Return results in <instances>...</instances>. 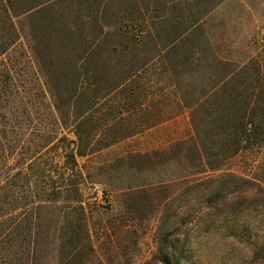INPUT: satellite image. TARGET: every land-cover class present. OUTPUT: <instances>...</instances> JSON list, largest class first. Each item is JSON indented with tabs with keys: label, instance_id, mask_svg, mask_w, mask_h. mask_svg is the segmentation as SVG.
<instances>
[{
	"label": "trees",
	"instance_id": "16d2710c",
	"mask_svg": "<svg viewBox=\"0 0 264 264\" xmlns=\"http://www.w3.org/2000/svg\"><path fill=\"white\" fill-rule=\"evenodd\" d=\"M68 1L0 0V63L25 36L28 25L31 49L40 68L50 79L54 97L51 125L40 129L33 155L27 154L29 156L21 161H30V167L37 165L36 174L42 180L48 179L44 166L64 167L75 178L74 182L69 183L68 179V183L60 185L57 180L51 187L49 183L51 191L48 192L49 187H42L47 197L33 201L38 203L36 209L39 211L57 206L58 201L68 204L67 211L60 206L63 211L60 210L58 215L51 210L44 212L52 224L62 218V243L57 264H86V258L94 252L80 193L79 185L84 175L78 158L143 132L185 107L190 111L195 136L186 141L180 150L189 164L187 167L193 174L199 175L193 184H187V201L193 198L198 203L199 216L226 228L238 223L241 211H264V185L258 181L226 170L207 175L209 171L221 170L228 158L264 145V69L260 59L243 63L216 57L208 64L216 63L222 73L213 69L207 71L208 82L205 87L200 86L194 76L198 70L194 71L191 63L200 61L201 57L194 56L195 49L205 38L194 36L196 23H182L180 36L171 39L165 32L167 28H170L168 31L173 30L172 24L162 27L164 37L152 36L149 41L157 52L154 55L142 50L146 44L145 34L138 40L112 43L105 50L109 41L108 30L116 26L122 30L121 23L118 26L110 20H102V16H106V0L94 1V17L82 22H72L71 16L78 13L79 20H83L86 17L84 8L74 9V3ZM209 1L217 5L222 0ZM211 8L203 9L202 16ZM138 12L141 15V9ZM86 27L95 33L90 36L83 33L81 30ZM39 30L41 33H38ZM148 31H151L150 27ZM125 34L128 35L124 33L123 36ZM186 41L189 43L186 44ZM118 62L120 68H116ZM155 65H161L158 69L162 68L172 78L178 77L175 79V91L180 92L181 100L155 103L162 104L161 107L152 104L159 95L146 94L145 86L159 85L162 86L160 90L165 91L164 71H155L151 80L147 79ZM10 70L11 67L8 68L9 75L12 74ZM65 76L72 80L71 84L61 82ZM191 95H196V99H192ZM64 130L72 137H68ZM2 139L0 134V264H40L39 254L34 248L38 245V233L34 228L38 221L40 226V213H27L23 218L17 212L11 222L6 216ZM53 149H62L64 162L61 165L58 157H53L48 163L45 153ZM62 186H68L66 190L73 192L72 197H60L62 191L58 190ZM167 188V184L158 187L160 193ZM157 200L161 202L162 211L155 258L160 264H182L185 246L178 250L182 232L176 226L186 210L178 212L173 208L172 200L171 203L163 198ZM15 202L18 203L17 199ZM234 227L232 232L237 230ZM231 235L238 237L234 233ZM238 239L245 243L250 237ZM250 250L248 264H264V231L251 243Z\"/></svg>",
	"mask_w": 264,
	"mask_h": 264
},
{
	"label": "rangeland",
	"instance_id": "374dc122",
	"mask_svg": "<svg viewBox=\"0 0 264 264\" xmlns=\"http://www.w3.org/2000/svg\"><path fill=\"white\" fill-rule=\"evenodd\" d=\"M94 1L96 0H69L68 3H74V9L83 7L86 16L79 20L78 13H75L71 16V21L91 20L94 17ZM104 5L107 10L102 20H110L118 26L121 23L122 29L116 26L108 30L109 41L105 50L112 43L138 40L145 34L143 38L146 44L142 50L154 55L157 52L149 41L152 36L164 37L162 27L172 24L173 30L168 31L170 28H167L165 32L171 39L180 36L182 23H196L194 36L205 38L195 49L194 56L201 57L200 61L191 63L194 71L198 70L194 76L200 86L205 87L208 82L207 71L213 69L219 71V74L222 73L216 63L208 64L216 57L243 63H250L257 58L264 69V0H222L217 5L209 0H106ZM206 7L212 8L202 16L201 13ZM139 9L143 16L139 14ZM26 27L25 36L0 63V134L3 137L1 160L5 165L2 179L7 195L6 216L11 222L17 212L23 218L27 213H40V226L38 227V221L34 228L38 233V245L34 248L39 254L40 264H57L62 243V218L58 223L55 221L52 224L44 212L51 210L58 215L63 208L67 211L68 204L58 201L55 204L57 206L39 211L36 209L38 203L33 201L47 197L42 187H49V183L51 187L57 180L60 185L68 183V179L69 183L74 182L75 178L64 167L44 166L43 171L48 179L42 180L36 174L37 165L30 167V161H21L29 156L27 154L33 155L40 129L49 127L51 119L54 118V114L51 115L54 112V97L51 94L50 79L40 68L31 49L30 30L28 25ZM148 27L151 31H148ZM81 31L88 33V36L95 33L87 27ZM124 33L128 35L123 36ZM10 67L11 75L8 74ZM118 67H121L119 62L116 64V68ZM158 67L161 65H155L151 69L152 73L147 76L149 81L155 71H164ZM52 75L57 76L54 73ZM163 76L165 91H161L162 86L159 85L145 86L146 94L159 95L152 102L158 107L162 106L155 104L159 101L165 104L181 100L180 92L175 91V79L178 77L172 78L166 71ZM61 82L71 84L72 80L65 76ZM190 97L196 99V95ZM67 135L72 137L71 134ZM194 136L190 111L185 107L143 132L78 158L84 175L79 185L80 193L94 246V252L86 258V264H160L155 258L158 251L157 230L162 211L158 198L170 203L172 200L171 204L178 212L186 210L176 226L182 232L178 250L182 245L185 246L182 264L249 263L250 245L263 235L264 211H241L236 225L230 221L233 227L236 226L237 230L234 232L231 230L232 226L226 228L217 225L218 223L213 224L207 217L198 215V203L193 198L190 202L187 201L185 189L199 175L193 174L187 167L188 163L182 157L184 152L180 150ZM62 154V149H53L48 150L45 157L48 163L53 157H58L61 165L64 162ZM225 170L252 178L264 185V145L228 158L221 170L209 171L207 175H216ZM61 174L64 175L60 176ZM92 183H101L107 189V203L98 204L90 199L88 188ZM161 184L168 185L162 193L158 189ZM50 187L48 192L52 190ZM67 187L62 186L58 190L62 191L60 197H72L73 192H68ZM60 206L63 208L60 209ZM243 232H246L245 235ZM231 233L240 238L250 237V240L244 243Z\"/></svg>",
	"mask_w": 264,
	"mask_h": 264
},
{
	"label": "built area",
	"instance_id": "2783aa9c",
	"mask_svg": "<svg viewBox=\"0 0 264 264\" xmlns=\"http://www.w3.org/2000/svg\"><path fill=\"white\" fill-rule=\"evenodd\" d=\"M90 199L98 204H104L109 201L108 191L101 183H92L88 188Z\"/></svg>",
	"mask_w": 264,
	"mask_h": 264
}]
</instances>
